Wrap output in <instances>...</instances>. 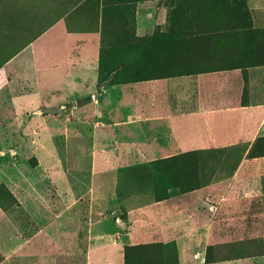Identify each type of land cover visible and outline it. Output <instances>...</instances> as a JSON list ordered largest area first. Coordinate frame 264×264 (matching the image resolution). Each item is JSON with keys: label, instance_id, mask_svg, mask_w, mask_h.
<instances>
[{"label": "rangeland", "instance_id": "rangeland-1", "mask_svg": "<svg viewBox=\"0 0 264 264\" xmlns=\"http://www.w3.org/2000/svg\"><path fill=\"white\" fill-rule=\"evenodd\" d=\"M77 1L0 0V208L20 230L40 229L41 237L54 233L55 245L44 246L40 252L54 254L57 264H64L65 255L71 257L68 264H80L79 257L95 249L98 240H104L94 236L105 230L106 218L110 223L125 220L127 208L150 200L144 193L158 191L168 175L167 165L162 162L114 169L93 165L94 143H109L112 129L107 124L127 118L134 103L126 88L125 98L117 104L105 98L101 111L107 121L103 119L104 126L95 125L100 120L93 114L95 101L88 96H79L72 102L65 99V70L81 58L95 59L99 45L102 48L98 59L104 77L100 86L135 82L136 76H146L144 70L150 67L152 57L165 53L167 45L159 31L165 32L171 23L172 30L181 32L199 29L201 21L213 26L215 18L219 19L224 11L221 2L216 4L215 0H208L210 8L206 6L200 14H185L181 0H151L150 14L139 10L136 19V5L143 0H121L122 5L115 0H104L101 5L99 0L88 4ZM101 6L107 12L99 43L96 35L86 40L83 47L79 39L70 40L67 32L95 31L96 25L101 26L93 21L94 10L99 12ZM113 12L119 20L113 21ZM126 18L128 22H124ZM252 25L259 26L258 33L264 35V25ZM97 30L100 32V28ZM150 35L152 39L147 40ZM249 39L231 34L213 44L219 47L223 40L240 47ZM184 41L180 48L189 46ZM211 43L202 41L191 46L203 48ZM174 57L172 61H178ZM110 69L113 70L109 72ZM246 88L244 85L241 90ZM182 90L191 98L195 83L169 80L167 104L172 112L192 108L190 101L179 107ZM143 126L152 136L147 134L148 141H164L168 146L173 143L164 120L147 121ZM174 152L168 148L158 150L156 155ZM173 157L179 155L160 160ZM194 157L222 158L208 151ZM147 171L152 173L148 175ZM134 192L139 197L131 198Z\"/></svg>", "mask_w": 264, "mask_h": 264}, {"label": "crops", "instance_id": "crops-1", "mask_svg": "<svg viewBox=\"0 0 264 264\" xmlns=\"http://www.w3.org/2000/svg\"><path fill=\"white\" fill-rule=\"evenodd\" d=\"M120 1L114 3L122 5ZM246 2L249 10L256 11L250 13L252 24L264 25V0ZM139 10L150 14L151 0L138 2L136 19ZM112 19L119 20V15L113 12ZM66 34L70 40L79 39L82 47L95 35L98 43L100 40L99 30ZM241 37L250 38L249 43L240 47L224 43L223 51L211 47L207 50L209 55L241 54L242 64L247 65L243 71L236 67L99 87V45L95 59L81 58L78 64L65 70V99L72 102L79 96H88L95 101L93 114L100 118L95 125L104 126L103 119L107 121L101 111L105 98L117 104L125 98L123 88H126L134 103L127 118L107 124L112 129L110 142L102 146L94 143V166L114 169L120 165H148L160 158L188 152L208 151L222 156L177 159V165L185 168L167 170L168 175L203 183L180 190L166 181L158 191H146L143 196L150 200L129 206L125 220L117 219L116 224L106 218L105 230L94 236L104 240L97 239L95 249L79 257L80 264H123L124 246L154 243H173L178 264H264V154L249 155L255 140L264 137V35ZM170 79L195 83L191 98L183 90V97L179 98H182L179 107L191 102L190 110L169 109ZM239 83L247 87L245 91L238 88ZM152 120L167 123L173 143L168 146L164 141H148V129L143 123ZM255 146L254 153L262 148ZM168 148L175 152L156 155L158 150ZM151 173L147 171L148 175ZM135 194L130 197H139ZM117 232L115 237L113 234ZM54 236L49 232L41 237L40 229L20 230L0 208V264H57L54 254L40 252L44 246L55 245ZM70 258L65 255L64 264Z\"/></svg>", "mask_w": 264, "mask_h": 264}, {"label": "trees", "instance_id": "trees-1", "mask_svg": "<svg viewBox=\"0 0 264 264\" xmlns=\"http://www.w3.org/2000/svg\"><path fill=\"white\" fill-rule=\"evenodd\" d=\"M90 1L94 0H78V4H88ZM104 2V0H99L100 2ZM212 1V0H209ZM225 1V3H224ZM215 0V3L221 2V7L224 8V11L221 13V17L215 18L217 22L213 26L207 25L206 22L200 23L199 29L188 30V31H180V30H172V24H169V28L163 32L159 31L161 38H163V43L167 46L165 47V53H162L160 56L152 57L150 67H147L145 71L146 76H136L133 80L134 81H142V80H150V79H157V78H165V77H173V76H182L188 74H194L199 72H209L214 70H222V69H230L241 67V70H244V67L247 65L242 64L241 54H232V53H225V54H211L207 50L208 47L220 49L223 51V44L225 41L222 40V44L219 47H216L213 43H215L216 39H227L233 35H238L241 37L243 36H253L259 32L258 29L252 28V22L250 18V11L247 6L246 0ZM227 1V3H226ZM184 4L185 8H182V11L186 13L195 12L194 14L202 13L206 6L210 8V4H208V0H181ZM97 4V5H98ZM192 4V5H191ZM101 5V4H99ZM98 5V6H99ZM192 6H196L193 7ZM103 6L100 7L99 12L95 11L94 23L98 22V16L101 15L100 24L94 28V30L98 31L97 29L100 28V33L102 36L103 28L102 23L105 11ZM224 16V17H223ZM207 20V19H205ZM203 20V21H205ZM219 20V21H218ZM129 20L126 18L124 22H128ZM208 21V20H207ZM170 23V22H169ZM217 23H221L216 25ZM152 35V34H151ZM146 38L147 40H151L152 36ZM141 39L142 41L145 39ZM249 38V37H248ZM145 39V41H147ZM181 39H185L181 40ZM178 45H177V42ZM185 43L183 48H180V42ZM202 41H211V45L208 47H196L191 46L193 43H200ZM177 45V46H176ZM101 48L99 51L101 52ZM99 52V53H100ZM175 56H177L178 61L175 60ZM202 59H200V58ZM199 60H204L202 64H200ZM102 62L98 59V79H97V86L100 87V82L103 80L102 75ZM165 64V65H164ZM197 64H200L197 68ZM249 64V63H248ZM225 66V67H223ZM113 69H110L111 72ZM115 70V69H114ZM143 72V71H141ZM243 94V93H242ZM261 146L260 151H256L254 153L252 150L254 146ZM255 146V147H256ZM197 152H188L184 154H180L179 157H173L171 159H158L152 163L154 166L161 161H164L165 165H167V170L174 171L175 169H183L185 165H177V159H190V157H194ZM252 154H264V137H258L250 152L249 155ZM160 160V161H159ZM189 169V168H188ZM182 180V181H181ZM167 184L170 187L178 186L180 190H186L189 188L198 187L203 182H191V179L185 177L184 179L181 178L180 175L174 176V174H169L166 177ZM165 181V182H166ZM183 181L188 182L182 183ZM171 247V248H170ZM172 249V250H169ZM172 251V252H170ZM124 254V263L123 264H178L177 261V250L173 243L161 244V243H154V244H141V245H126L124 246L123 250ZM172 254V255H171ZM207 261L208 258L206 257Z\"/></svg>", "mask_w": 264, "mask_h": 264}]
</instances>
